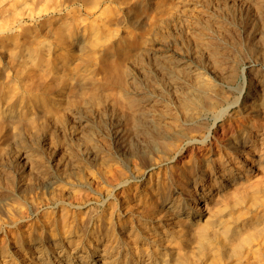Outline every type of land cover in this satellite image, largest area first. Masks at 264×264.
<instances>
[{
    "label": "rangeland",
    "instance_id": "374dc122",
    "mask_svg": "<svg viewBox=\"0 0 264 264\" xmlns=\"http://www.w3.org/2000/svg\"><path fill=\"white\" fill-rule=\"evenodd\" d=\"M98 4L99 7L106 6L112 11L113 15L110 20L104 18L107 11L99 12ZM152 17L156 18L153 24ZM90 21L96 24H103L106 21L112 31L110 40L106 41L103 38L101 45L94 51H91L87 44ZM69 23L75 27V32L72 35L68 29V34L71 36L69 50H60L57 47L58 50L51 49L56 43L58 32L63 29L62 26L68 27ZM129 31L132 32V35H127ZM52 40L55 43H52ZM39 42L44 45L45 50L48 49L45 51V57H50V62L56 66L54 68L56 73L50 78L53 83L47 90H44V86L41 88V98L43 97V99L38 100L30 108L35 117L43 115L40 117L41 121L37 118L38 122H41L39 128L37 130L29 129L25 120L18 114V110L16 112V108H6L11 105L5 102L8 99H0V110L3 108L2 110L8 112H3L5 124L2 123V127H0L2 128V132L0 131V218H3V225H0V250L5 246L8 249L6 254H10L12 251L11 255L13 253L15 256L17 255V259L21 260L20 264H24L22 261L25 259L24 251H20L23 247L16 242L19 232L25 237L24 246L28 248L26 256L29 255V258L32 255L37 258L35 251L39 244L46 245L50 249L56 248L62 240L67 241L68 244V240L62 239V237L55 239L51 236L53 232L62 229L61 226L60 229L55 228L53 224L56 221L55 216L65 213L69 215V218L71 215L73 216L69 219L70 224L76 225L70 226L69 230L76 227L75 231L81 235L79 239L85 245L83 247L87 246L88 250L92 245L91 250L93 249V251H91L92 255L84 260L77 258L68 260L67 257H64L62 261L60 257H57L59 254H51V256H55L53 263L105 264L102 261L103 258L95 251L96 246L99 249L104 246L105 240L102 242L98 240L100 236L104 239L106 237L108 222L104 215L108 214L112 193H119V196L125 195L123 190L127 183L119 180L114 171L119 170V173L128 175L130 178L128 182L134 186L139 185L143 177L147 175L145 167L139 163L138 158L139 146L145 145L146 141L147 129L143 122H155L157 118L172 116V118L165 119L168 121L166 123L169 126L168 129L172 130V127L173 129L179 128V126L182 128L199 123V120L206 121L210 131L205 132V137L190 134L185 141H182V150L172 155L171 163L169 162L174 166L188 164L193 155L200 157L206 149L212 146L217 147V139L226 140L232 133L237 134L235 127L238 116L233 112L240 108L239 105L242 104L244 98L251 100L254 94H258L257 77L261 78L264 71V0H0V80L2 79L0 90H4L2 89L4 86L6 89L18 87L17 82L20 83L21 79H19V75H14V71L23 65L26 67L33 65L25 53L29 47L39 45ZM19 60L22 63L21 66ZM196 74H202V80H209L214 90L220 96L226 97L225 105L228 108L217 120L216 115L214 117V114L210 112L200 114L198 119L182 118L184 116L180 112V107L177 106H180V102L186 98L185 96H190L193 92V94L200 92L197 85L194 86L198 83ZM60 75L62 79H59ZM185 77L186 79H184ZM59 82H62L65 88L62 83L59 85ZM188 82L190 83L188 84ZM189 91L191 92L189 93ZM180 92L186 94L183 95ZM0 98L2 97L0 96ZM50 99L51 102H48ZM11 100L10 103L16 102L15 97ZM132 104L134 107L131 106ZM229 104L232 105L229 106ZM225 105L223 107H226ZM44 113H46V119ZM47 116L49 117L47 118ZM137 117L139 120L136 119ZM133 119L137 124L135 122L132 124ZM24 126L27 130L24 129ZM124 128L125 130H123ZM116 131L121 134V137L118 136V140L115 138ZM34 135L36 138L43 137L47 144L43 141L48 159L45 157V162L43 161L44 163L41 165L38 162L43 158L42 152L39 153L40 151L37 150L38 145ZM189 137L191 138L189 139ZM200 137H204L205 142L201 143ZM123 143L129 147L128 154L123 153L121 146ZM157 146L158 143L155 147ZM21 150L28 157L38 154L35 155L34 164L33 159L30 160L32 161L29 164L30 167L22 165V161L19 159ZM108 153L109 155H107ZM131 154L133 155L131 156ZM150 155L156 156V151H151ZM36 164L41 167L38 168ZM47 165L49 166L46 170ZM261 171L256 172L257 176L263 174L264 168ZM47 176L55 178L54 184L46 182ZM55 184H59L60 188L64 186L65 190L61 192L58 189L57 193L59 194L53 200L46 199V201L44 195L47 197L55 189ZM53 185L54 187H52ZM201 187L194 191V195L201 196L203 191ZM225 189L222 188L220 194ZM5 197L6 200H4ZM12 200L14 202H11ZM21 200L24 202L23 204H21ZM6 204H9L8 207H13V213L6 212L4 209L7 207ZM261 208V206H254L251 211L255 213ZM192 219L195 221L198 218L195 216L189 218L193 221ZM204 219L205 217H202L200 221ZM37 221L41 224H37ZM46 234L47 236H45ZM40 235H43L42 238L31 243L32 237ZM40 240L42 243L38 242ZM101 245L103 246L101 247ZM68 248L73 249L70 244ZM80 249L82 250V246ZM59 250L60 248H57V251ZM20 255L23 258L19 257ZM45 258L46 256H41L40 260L34 259L33 261L35 264H53L52 260L48 261ZM203 261L207 263L208 259L200 258L198 264H205ZM134 264L139 263L134 262Z\"/></svg>",
    "mask_w": 264,
    "mask_h": 264
},
{
    "label": "bare ground",
    "instance_id": "6f19581e",
    "mask_svg": "<svg viewBox=\"0 0 264 264\" xmlns=\"http://www.w3.org/2000/svg\"><path fill=\"white\" fill-rule=\"evenodd\" d=\"M101 6L99 7V4L97 5V8L100 10L99 12L102 11L103 13H105L107 11L105 13L104 18H106V20H110L112 18V15H113L112 11L106 6L103 8H101ZM93 13H94V11H93ZM155 19H156L155 17L151 18L152 24L156 21ZM97 22H98V19H97ZM74 23H76V22H74ZM99 23H100V21H99ZM62 27H63V29L58 32L56 43L52 40V43L54 42L55 44L51 47V49L67 50L68 47L71 45L70 34L71 35L74 34L75 27L72 26V24H70L68 27L65 25H63ZM68 29H69L70 34H68L69 33ZM88 34H89V36L87 38L88 39L87 44H88L89 48L91 49V51H94L96 48H98L99 45H101L103 38L107 41V40H110V38L112 37V31L108 27V24L106 21H104L103 24H96V23L91 22V24L89 25V33ZM51 35H52V33H51ZM51 35H50V37H51ZM127 35H132V32L129 31ZM69 43H70V45H69ZM50 44H51V42H50ZM84 44H82V45H84ZM43 46L44 45L40 44V42H39V45L31 46L26 50L27 52L25 53V56L27 55L29 57V58H27L28 60L31 59L30 61L33 62L32 63L33 65H30L31 67H26L23 65V67H19L16 71H14L15 72L14 75L15 76L19 75L20 77L19 76L18 77H19V79H21L20 83L17 82L18 87H12V88L6 89V88H4L5 86L3 84L4 87L3 88L1 87V88L4 90H0V96L2 97L0 99H4V100L8 99V101H5V102L6 103L8 102V104H11L10 106L7 105L8 107H6V108H13V109L16 108V112L18 110V114L21 115V117L25 120L27 127L29 129H35V130H37V128H39V125H41L40 124L41 122L39 123L37 118L40 119V117H43V115L42 116L40 115V117H39L38 114L35 113L38 116V117H35L34 113L31 112L30 108L32 106H34V104L36 102H38V100L43 99V97L41 98V94H42L41 88L44 86L45 87L44 90H47L51 86V83H53L50 81V78L53 75H55V73H56V70H54V68L56 66L54 64H52L53 62L52 63L50 62V57H48V56H47V58L45 57V55H46L45 51H48V49L45 50ZM24 60H26V59H24ZM19 63H21V61ZM21 65H22V63L20 64V66ZM183 65H184V63H183ZM44 69H47V70H44ZM11 73H12V71H11ZM184 74H185V72H184ZM196 75H195V77H196ZM60 77H61V75H60ZM60 77H59V79H62V77L61 78ZM183 77H184V75L182 76V78ZM197 77H198L197 78L198 83L195 82L196 83L195 85L193 83L192 84L194 86L197 85L196 87H198L197 89L200 92H199V94H193L194 92L192 91L193 93L190 96L187 94L188 96H185L186 98L180 102V106H177V107H180V112L184 116V117H182V116L181 117L183 119L184 118H186V119H198L200 114L210 112V113L214 114V117L216 115V120H217V118L219 116H222L228 108L225 105L226 104V99H225L226 97L224 98V97L220 96L219 93L217 91H215L214 88L210 85L209 80L208 81H206V79L202 80V74H198ZM184 79H186V77ZM257 80H258L257 82L259 85L258 94H254V96L252 97L251 100L244 98V101H242V104L239 105L240 108L237 107L238 109H235L233 112V113H235L236 116H238V119L236 122V127H235L237 134L232 133L230 136H228L226 138V140L217 139V147L212 146V147L206 149L205 152L203 153V155L200 157L193 155L192 158L188 161V164H184L182 166H177V165L174 166L173 163L170 165L169 162H170L172 155H174L175 153L177 154V152L182 150V146H181L182 141H185L190 134H192V135L194 134L197 136L201 135V136L205 137V135H204L205 132L207 130H209L208 125L205 123L206 121L204 122V120H203V122H202L201 120H199V123H196L194 125L193 124L188 125V126L186 125L187 127H182V128L179 126V128H176V129H173V127H172V130H169L168 129L169 126H167V124H166L168 121L165 119L172 118V116L167 115V116L157 118L158 121L155 119V122H150V121L143 122L144 119H143V121L140 120L143 122V125L146 126L147 132L145 133V139H146V141L144 140L145 145L139 146L140 154H139L138 158L140 160L139 163H141L145 167V171L147 172V175L143 177V179L141 180V183L139 185L134 186L133 184H130L128 182L130 180V178H128V175H125L122 172L119 173L118 172L119 170L114 171L115 176H117L119 180H121L123 182H127V183L124 185V190H123V191H125V195L119 196L118 195L119 193L118 194H116L114 192L112 193L111 200L109 202L108 214L104 215V218L107 219V222H108V226L106 228V234H105L106 237H105V239H104V237L102 238L101 236L98 238V240H100L101 242H102V240H105V242L103 243L104 246L101 245V247L103 246L101 249L97 248V246H96V250H95L103 258V260H102V261H104L103 263H105V264H124V263L134 264V262H138L139 264H198V259L206 258V259H208V261H207V263H205L203 261L205 264H264V172L262 175H258V176L256 173L257 171L262 172L261 170H262V168H264V71L261 74V78L257 77ZM57 81H58V79H57ZM2 83H3V81H2ZM61 83L59 82L58 84L61 85ZM189 83L190 82H188V84ZM62 85L64 86L63 83H62ZM52 87H54V86H52ZM191 87H193V86H191ZM59 88H61V87H59ZM64 88H65V86H64ZM188 88H189V86H188ZM44 90H43V93H44ZM217 90H219V89H217ZM190 92L191 91H189V93ZM57 93H59V92H57ZM180 93H182V92H180ZM2 94H5V95H2ZM184 94H186V93L184 92ZM14 97H15L16 102L10 103V101H12L11 98H14ZM120 100H121V98H120ZM167 100H168V98H167ZM174 100H177V99H174ZM95 101H96V98H95ZM95 101H93V102H95ZM116 101H117V99H116ZM5 102H3V103H5ZM39 102H41V101H39ZM48 102H51V99ZM91 102H92V100H91ZM126 103H130V102H126ZM142 103H144V102H142ZM116 104H117V102H116ZM76 105H77V103H76ZM223 105H225L226 107H223ZM230 105H232V104H229V106ZM2 106H3V104H2ZM131 106L134 107L133 104ZM115 108H116V106H115ZM115 108H114V110H116ZM2 109L0 110V127H2V123H4L3 122V119H4L3 112L6 111V110H2ZM174 110H172V111H174ZM118 112H119V110H118ZM127 112H129V111H127ZM45 114L46 113H44V118H45ZM157 114H158V112H157ZM127 115H128V113H127ZM6 116H8V115H6ZM50 116L52 117L51 114H50ZM48 117L49 116H47V118ZM157 117H158V115H157ZM22 118H21V120H23ZM116 118H117V116H116ZM120 118H121V116H120ZM41 119L39 121H41ZM136 119H138V117ZM145 120H146V118H145ZM170 120H172V119H170ZM21 122H20V124H22ZM51 122H53V121H51ZM134 122L136 123L135 119H133L132 124H134ZM188 122H191V121H188ZM193 122H195V121H193ZM63 124H64V121H63ZM13 125H15V124H13ZM119 126H120V124H119ZM140 126L142 127V125H140ZM173 126H175V125H173ZM19 127H20V125H19ZM114 128H115V126H114ZM1 129L2 128H0V131L2 132ZM14 129H16V128H14ZM24 129H26L25 126H24ZM128 129H129V127H128ZM17 130H19V129H17ZM26 130H24V131H26ZM123 130H125V128ZM42 131H43V128H42ZM120 131H121V129H120ZM193 132H195V133H193ZM33 134H34V132H33ZM44 134H46V133H44ZM126 134H127V131H126ZM118 136L121 137V134L118 131H116L115 132V138H117V140H118ZM204 137L203 138L200 137L201 143L205 142ZM35 138H36V136H35ZM190 138L191 137H189V139ZM33 140H29V141L32 142ZM43 141H44V138L41 136L36 138V143L38 145L37 150L40 151L39 153L42 152L41 155L43 157V158L40 157V158H42L41 159L42 161L40 160V162H38L39 165H41V163L45 162L44 159L46 157V154H45L46 148L43 144L45 141L44 142ZM142 141H143V139H142ZM156 143H158L157 147H155ZM45 144H46V142H45ZM121 146H122L123 153L128 154L129 153V147H127L128 145L123 143ZM83 147H84V145H83ZM118 148H119V146H118ZM111 150L112 149H110V151ZM154 150L156 151V156L150 155V152L154 151ZM30 152H32V151H30ZM116 152H117V150H116ZM35 155H38V154H34L33 156L28 157L26 155V153H24L21 150L19 159H20V161H22V165L29 166L30 162H32V161L34 164V159L36 158ZM107 155H109V153ZM132 155L133 154H131V156ZM115 156H117V155H115ZM112 158H113V160H115L114 157H112ZM97 159H98V156H97ZM30 160H32V161H30ZM100 161H101V159H100ZM59 163H60V161H59ZM38 164H36V166L38 168L41 167ZM48 166L49 165H47V167H45L46 170H47ZM139 167H137V168H139ZM45 168H42V169L45 170ZM135 169H136V167H135ZM32 171H34V170H32ZM39 172H41V171H39ZM2 175H4V174H2ZM68 175H70V174H68ZM69 178H70V176H69ZM43 179H44V177H43ZM54 180H55L54 177H50V176L46 177V182H48V183L54 184ZM135 182H136V180H135ZM75 183H77V182H75ZM200 186H202L201 188L203 190L200 194L201 196L194 195V191L200 189ZM52 187H54V185ZM100 187H101V185H100ZM222 188H226V189L223 190L222 194H220V190ZM58 189L61 190V192L65 190L64 186L60 188L59 184H55V189L52 192H50L47 197H46V195H44L45 200L46 199H48L49 201L53 200L59 194V193H57V192H59ZM25 190H27V189H25ZM43 191H45V190H43ZM9 192H11V191H9ZM64 193H66V192H64ZM16 195H18V194H16ZM68 195H69V193H68ZM39 196H41V195H39ZM4 200H6V197L4 198ZM13 200L11 202H14ZM23 203L24 202L22 201L21 204H23ZM56 204H57V202H56ZM8 205L4 209L6 210L7 213L8 212L13 213V211H12L13 207H11V206L8 207ZM17 206H19V205L17 204ZM254 206L255 207L261 206L262 208L259 209L257 212L253 213L251 210L253 209ZM86 209H88V208H86ZM90 209H91V207H90ZM63 210H65V209H63ZM65 212H66V210H65ZM15 213H16V211H15ZM87 214H89V213H87ZM97 215H99V214H97ZM71 216H70V218H71ZM193 216H195V218L197 217L198 219L195 221L193 219H192L193 221L189 220V218H192ZM202 217L203 218L205 217V219L200 221L202 219ZM70 218H69V215L68 214L66 215L65 213L57 214L55 216L56 221L54 223L53 222L52 223L55 225V228L60 229V226H61L62 229H60L59 231L53 232L52 234H54L55 236L51 234V236L55 237V239L58 237H62V239L64 238V239L68 240V244H67V241H63L62 239H61L62 240L61 243H59V245H57V247L56 248L54 247L53 249H50V247H48L46 245L41 246L39 244V247L35 251L37 254V258H34V255H32V257H30V258H29V255L26 256V254L28 253V251H27L28 248H25V246H24L25 245V243H24L25 237L22 236V233L19 232V236L16 237V242L21 247H23V248H21L20 251L21 252L24 251L23 253H24L25 259L22 260L24 262V264H35V261H33V260L34 259L40 260L41 256L42 257L46 256L45 259H47L48 261L52 260V263H53V261H54L53 259L55 256H51V254H53V255L59 254L60 256L58 255L57 257H60L62 261L64 260V257L65 258L67 257L68 260H70L72 258H77L78 260H82V259L84 260L85 258H89L92 255L91 251H93V249L91 250L92 245L87 250V246L83 247L85 245L83 244L81 239H79V237L81 235H79L78 232L76 233V231H75L76 227L72 228L71 231L69 230V228L76 226L74 223H73L74 225L70 224V220H69ZM76 218H77V216H76ZM8 219H9V217H8ZM6 220H7V218H6ZM46 220H48V219H46ZM8 221H10V220H8ZM52 221H53V219H52ZM86 221H88V220H86ZM42 222H44V221H42ZM48 222H47V224H48ZM2 223H3V218H0V225H3ZM6 223H7V221H6ZM33 223H34V221H33ZM38 223L39 222L37 221V224ZM39 224H41V223H39ZM93 224H94V222H93ZM80 225H81V223H80ZM34 226H36V225H34ZM82 226L84 227V225H82ZM45 227H46V225H45ZM77 228H79V227H77ZM48 229H50V228H48ZM86 229H87V227H86ZM39 230H41V229L39 228ZM45 231H47V230H45ZM50 231H48V232H50ZM33 233H34V230H33ZM55 233H57V234H55ZM102 233H101V235H102ZM43 234H44V232H43ZM42 236L43 235L35 236L34 238L32 237L31 243L37 241V239H39V238H42ZM45 236H47V234ZM38 242L42 243L41 240ZM69 244L71 245V248H73L72 250H70L68 248ZM19 245H18V247H19ZM11 246H13V245H11ZM81 246H82V250L80 249ZM4 247L1 248V250H0L1 254H2V256L0 257V264H20L21 260L19 261L17 259L18 258L17 255L15 256L14 253H13V255H11L12 251L10 254H6L8 249L5 247L6 250L4 251ZM57 248H60V250L57 251ZM11 250H13V249H11ZM14 252H16V251H14ZM17 252L19 253V251H17ZM19 257L23 258L21 255ZM62 257H63V259H62ZM36 264H38V263H36ZM56 264H57V262H56ZM58 264H60V263H58ZM62 264H63V262H62Z\"/></svg>",
    "mask_w": 264,
    "mask_h": 264
}]
</instances>
